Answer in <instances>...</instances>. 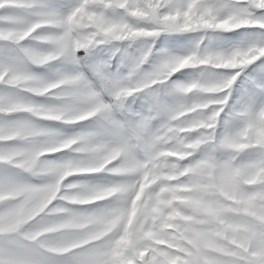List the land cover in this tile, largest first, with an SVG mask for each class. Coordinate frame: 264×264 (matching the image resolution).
Wrapping results in <instances>:
<instances>
[{"label":"snow or ice","instance_id":"6c2138e0","mask_svg":"<svg viewBox=\"0 0 264 264\" xmlns=\"http://www.w3.org/2000/svg\"><path fill=\"white\" fill-rule=\"evenodd\" d=\"M0 264H264V0H0Z\"/></svg>","mask_w":264,"mask_h":264}]
</instances>
